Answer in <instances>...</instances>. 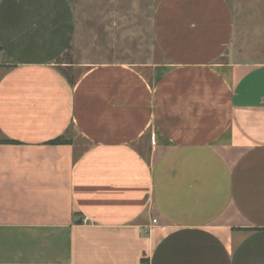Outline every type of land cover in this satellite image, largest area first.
<instances>
[{
  "label": "crops",
  "instance_id": "obj_1",
  "mask_svg": "<svg viewBox=\"0 0 264 264\" xmlns=\"http://www.w3.org/2000/svg\"><path fill=\"white\" fill-rule=\"evenodd\" d=\"M75 36L0 0V264H264V0H159L157 59Z\"/></svg>",
  "mask_w": 264,
  "mask_h": 264
},
{
  "label": "rangeland",
  "instance_id": "obj_2",
  "mask_svg": "<svg viewBox=\"0 0 264 264\" xmlns=\"http://www.w3.org/2000/svg\"><path fill=\"white\" fill-rule=\"evenodd\" d=\"M76 20L73 51L59 61L141 62L158 52L152 39V15L159 0H68ZM64 71L77 77L81 68Z\"/></svg>",
  "mask_w": 264,
  "mask_h": 264
},
{
  "label": "trees",
  "instance_id": "obj_3",
  "mask_svg": "<svg viewBox=\"0 0 264 264\" xmlns=\"http://www.w3.org/2000/svg\"><path fill=\"white\" fill-rule=\"evenodd\" d=\"M64 71V70H63ZM64 73L71 79V80H73L74 79V76L73 75H70V74H68V72H66V71H64ZM66 140L65 139H63V138H57V139H55V140H53L52 142L53 143H63V142H65Z\"/></svg>",
  "mask_w": 264,
  "mask_h": 264
},
{
  "label": "built area",
  "instance_id": "obj_4",
  "mask_svg": "<svg viewBox=\"0 0 264 264\" xmlns=\"http://www.w3.org/2000/svg\"><path fill=\"white\" fill-rule=\"evenodd\" d=\"M152 222H153V223H156V219H153Z\"/></svg>",
  "mask_w": 264,
  "mask_h": 264
}]
</instances>
